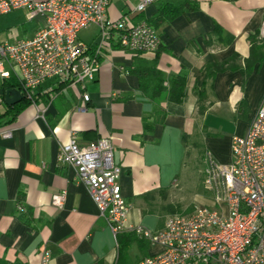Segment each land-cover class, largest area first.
<instances>
[{
  "label": "crops",
  "instance_id": "0c3cea01",
  "mask_svg": "<svg viewBox=\"0 0 264 264\" xmlns=\"http://www.w3.org/2000/svg\"><path fill=\"white\" fill-rule=\"evenodd\" d=\"M139 1L109 0L107 15L149 21L159 9L184 0H159L137 12ZM194 1L197 9L157 23L161 43L154 52L104 46L99 70L85 85L87 102L49 80L36 90L40 112L28 105L12 122L0 121V264H39L42 247L50 251L48 264H120L117 235L123 233L124 240L130 232L114 236L75 169L56 161L71 135L79 145L111 141L113 161L121 168L120 191L130 205L126 222L149 230L168 216L154 208L155 199L177 186L188 139L197 135L205 157L230 162L232 136L245 132L264 99V59L248 63L249 38L262 37L264 0ZM39 24L40 19L34 30ZM94 28L88 43L97 40ZM208 66L216 68L211 76ZM134 67L156 68L165 88L172 77H184L182 100L147 99ZM1 83L0 78V99ZM82 104L85 109H78ZM5 108L3 100L0 111ZM61 191L63 205L52 206V194ZM158 249L135 236L121 264H136Z\"/></svg>",
  "mask_w": 264,
  "mask_h": 264
},
{
  "label": "built area",
  "instance_id": "2783aa9c",
  "mask_svg": "<svg viewBox=\"0 0 264 264\" xmlns=\"http://www.w3.org/2000/svg\"><path fill=\"white\" fill-rule=\"evenodd\" d=\"M157 1L140 0L134 9L142 12ZM108 5L109 0H0V14L23 9L28 19L40 17L31 36L0 43V78L14 76L23 98L39 112L36 90L49 80L71 87L87 102L85 85L99 70L104 46L145 53L156 51L161 43L145 18L112 19ZM90 25L98 30L97 40L85 43L78 34ZM260 35L264 37V21ZM46 91L54 94L52 87ZM230 156L227 164L205 157L203 183L214 207L169 215L156 230L127 224L130 205L120 191L121 168L113 161L109 139L79 145L71 135L59 146L56 161L75 169L114 236L132 232L159 248L136 264H264V99L245 132L232 136ZM65 197L66 191L53 193L51 205L61 207ZM49 260V249L42 247L39 264Z\"/></svg>",
  "mask_w": 264,
  "mask_h": 264
},
{
  "label": "rangeland",
  "instance_id": "374dc122",
  "mask_svg": "<svg viewBox=\"0 0 264 264\" xmlns=\"http://www.w3.org/2000/svg\"><path fill=\"white\" fill-rule=\"evenodd\" d=\"M25 10H13L0 14V43L29 36L38 25L40 17L28 19ZM95 35L94 26L81 30L78 37L88 43ZM205 156L200 147L197 135L188 139V153L185 167L179 178L177 186L169 194L156 198L154 208L165 215L189 214L194 209L203 206L214 207L212 193L204 186L203 168ZM134 258V254H132Z\"/></svg>",
  "mask_w": 264,
  "mask_h": 264
},
{
  "label": "trees",
  "instance_id": "16d2710c",
  "mask_svg": "<svg viewBox=\"0 0 264 264\" xmlns=\"http://www.w3.org/2000/svg\"><path fill=\"white\" fill-rule=\"evenodd\" d=\"M198 8V4L194 0H184L180 5H170L167 8L163 7L159 9L158 15L154 19H150L148 22L156 28L157 23L163 20H170L174 16L184 13L186 11H192ZM218 28V27H217ZM215 29V32L217 31ZM257 34H254L249 38V46H250V56L248 59V63H257L261 62L264 59V37L257 38ZM229 68L235 67L232 64H229ZM216 70L213 66H208V75L211 76L213 72ZM134 74L138 77L139 80V91L144 95L147 99L154 100L156 98H160L162 95L170 101L179 102L182 100L184 95L185 88V78L182 76H174L170 79L168 83V88L163 87L164 80L162 79L160 73L154 67H134ZM1 88L3 90V95L1 97L2 101L4 100V91L9 88L20 89L19 82L15 79L14 76H10L7 79H3L1 83ZM30 101L26 98H23L20 102L7 106L3 112L0 111V121L6 118V123L12 122L17 115L28 105H30ZM203 108L200 107V111L202 112ZM144 125L147 126L146 123ZM149 127V126H148ZM123 233L117 235L118 239V263H123L127 257V248L128 244L135 239V234L132 232L125 233L124 240L121 239Z\"/></svg>",
  "mask_w": 264,
  "mask_h": 264
},
{
  "label": "water",
  "instance_id": "95a60500",
  "mask_svg": "<svg viewBox=\"0 0 264 264\" xmlns=\"http://www.w3.org/2000/svg\"><path fill=\"white\" fill-rule=\"evenodd\" d=\"M23 99V95L16 88H9L4 91V104L7 106L14 105Z\"/></svg>",
  "mask_w": 264,
  "mask_h": 264
}]
</instances>
